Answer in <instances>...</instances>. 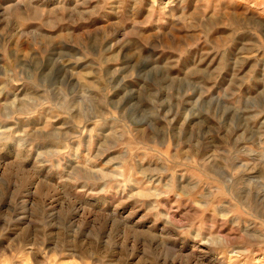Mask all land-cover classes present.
Listing matches in <instances>:
<instances>
[{
  "label": "rangeland",
  "instance_id": "1",
  "mask_svg": "<svg viewBox=\"0 0 264 264\" xmlns=\"http://www.w3.org/2000/svg\"><path fill=\"white\" fill-rule=\"evenodd\" d=\"M0 264H264V0H0Z\"/></svg>",
  "mask_w": 264,
  "mask_h": 264
}]
</instances>
